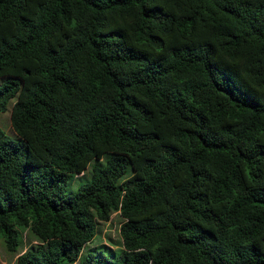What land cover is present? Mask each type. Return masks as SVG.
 Returning <instances> with one entry per match:
<instances>
[{
    "label": "trees",
    "instance_id": "trees-1",
    "mask_svg": "<svg viewBox=\"0 0 264 264\" xmlns=\"http://www.w3.org/2000/svg\"><path fill=\"white\" fill-rule=\"evenodd\" d=\"M6 105L15 264H264V0H0Z\"/></svg>",
    "mask_w": 264,
    "mask_h": 264
},
{
    "label": "rangeland",
    "instance_id": "rangeland-1",
    "mask_svg": "<svg viewBox=\"0 0 264 264\" xmlns=\"http://www.w3.org/2000/svg\"><path fill=\"white\" fill-rule=\"evenodd\" d=\"M11 108L10 105H6L4 109L0 111V127L1 129L11 138L16 139L14 135V131L11 127ZM88 175V172H86ZM78 180L72 184L70 181V185L74 190H77L79 186ZM123 220L119 218L118 214H114L111 217L110 222L102 223L97 226L96 229V237L94 241L88 245L87 249H93L95 247H99L101 250H106L103 246L107 245L113 248H117L116 245L111 243L109 238L112 239L113 242L117 243V245L121 242L120 230L123 224ZM28 245V243L26 244ZM16 258H14L11 254H9L5 248L2 236L0 234V264H15Z\"/></svg>",
    "mask_w": 264,
    "mask_h": 264
}]
</instances>
